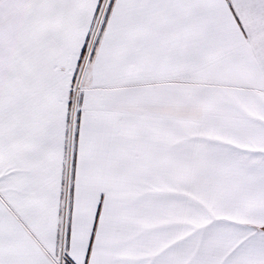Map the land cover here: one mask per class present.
<instances>
[{"label":"snow or ice","instance_id":"6c2138e0","mask_svg":"<svg viewBox=\"0 0 264 264\" xmlns=\"http://www.w3.org/2000/svg\"><path fill=\"white\" fill-rule=\"evenodd\" d=\"M0 264H264V0H0Z\"/></svg>","mask_w":264,"mask_h":264}]
</instances>
